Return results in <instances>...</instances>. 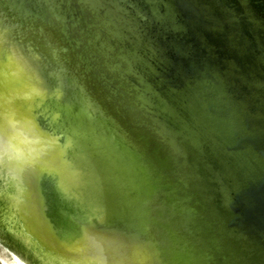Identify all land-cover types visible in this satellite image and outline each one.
Wrapping results in <instances>:
<instances>
[{
    "label": "water",
    "instance_id": "obj_1",
    "mask_svg": "<svg viewBox=\"0 0 264 264\" xmlns=\"http://www.w3.org/2000/svg\"><path fill=\"white\" fill-rule=\"evenodd\" d=\"M0 264H264V0H0Z\"/></svg>",
    "mask_w": 264,
    "mask_h": 264
}]
</instances>
